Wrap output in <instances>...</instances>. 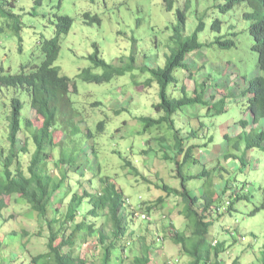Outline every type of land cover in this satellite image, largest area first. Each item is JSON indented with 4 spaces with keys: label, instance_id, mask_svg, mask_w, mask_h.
I'll use <instances>...</instances> for the list:
<instances>
[{
    "label": "rangeland",
    "instance_id": "rangeland-1",
    "mask_svg": "<svg viewBox=\"0 0 264 264\" xmlns=\"http://www.w3.org/2000/svg\"><path fill=\"white\" fill-rule=\"evenodd\" d=\"M184 5L188 6L185 11L184 35L193 32L199 19L205 21L206 29L199 36L201 47L185 57L184 62L188 70L174 71L179 84L178 87L171 88L170 93L180 97L183 95L179 90L180 86H185V94L192 96L194 88L197 87L201 100L200 103L185 106L174 114L175 126L181 129L182 135H188L194 129L199 131L200 137L191 142L200 145L208 142L207 146L200 148L202 156L199 154V157L209 167L217 166L218 160L220 165L226 166L228 172L221 170L218 181H227L229 188L236 190L239 197L235 210L225 212L221 209L209 214L208 238L211 243L214 240L223 242L224 248L227 249L218 259L212 253L210 263L214 264L219 260L221 264H231L235 258H239L242 264H263L264 208L257 212L252 210L264 202V150L261 147L245 150L244 167L241 169L237 168L239 161L235 158H223L228 150L238 157L241 154V147L245 146L243 140L238 141L237 148L231 146L239 140L237 135L242 136L244 131L258 132L264 129V118L256 124L248 122L246 129L235 123L236 120L245 118L250 121L249 114L245 111V97L241 92L247 87L251 76L259 73L257 52L251 49L248 33L250 22L243 17L245 11L252 10L251 6L240 3L224 10V0H172L170 9L165 7L164 0H14L13 11L22 23V28L19 34L9 27H4L0 32V66L16 72L23 61H39V43L53 35L58 16L69 15L72 18L73 24L60 41L59 54L54 64L68 77L70 83L76 86L77 92L71 93L76 117L84 118L93 134V138L88 139V144L93 145L96 159L90 153L81 155L76 161L77 170L69 172V179L64 185L66 188V185H69L71 189H75L77 183H80L76 189L78 193L83 187L92 191L91 183L85 180L82 173L86 172V177L94 179V169L99 163L102 175L111 177L127 197V210L140 213L142 207L146 206H142V202L149 201L148 203L152 204L159 195H164L160 194L156 183H167L176 188L179 185L173 177V161L156 156L153 150L147 155L142 154L148 144L152 145L156 132L152 130V133H142L140 118L158 116L153 106L159 102L158 86L156 83L151 86L144 84L148 74L138 70L101 84L85 82L79 73L87 67L101 72L100 68H94L87 59L94 50L93 44H96L100 56L110 63L117 64L120 59L126 60L134 53L138 66L151 63L153 66H162L165 54L173 47L170 36L175 21V10L177 6ZM84 15L96 16L99 22L90 23ZM216 18L221 21L220 31L210 30V24ZM3 22L0 18V25ZM233 32H236V36H232ZM226 33L228 37L235 39V47L226 49L206 44L213 40L214 36ZM11 94L5 87L0 88V141L5 147L2 155L6 154L9 146L4 139L7 132L5 117L9 111ZM223 96H227L224 107L226 111L213 115L215 110L211 108L209 115H206L208 109L204 105L205 99H210L212 103ZM20 98L24 102V114L28 101L24 94H20ZM94 102L99 104L93 105ZM26 114L33 119L38 118L31 108ZM101 121L104 122V127L102 132H99L97 125ZM201 122L204 123L203 128H200ZM226 133L227 138L224 137ZM62 136L59 131L55 132L56 139ZM23 140H26V153L20 152L24 147ZM33 148L29 138L19 136L15 151L19 152L24 168L29 163ZM124 158L130 160L139 171L137 177L124 168ZM2 159L3 156L0 157V167ZM49 170L52 175L59 174L55 162L50 163ZM64 192L65 188H62L60 197H63V204L60 211H65L71 197V190L68 194ZM244 196L245 199H242ZM176 200L175 197L169 196L163 207L157 205L154 210L156 214L150 221L138 219L137 214L129 220L128 229L137 230L138 234L136 242L131 239L126 245L125 252L128 257L124 255V264H134V255L142 257L144 246H148L151 238L154 240V249L150 250L148 264H187L189 258L178 252L179 245L165 238L163 229L169 225V221L179 230L186 229V220L180 214L181 205L177 204ZM224 207H228L227 204ZM88 208L87 203L82 206V213L77 221L81 220ZM128 218L131 219V216ZM88 220L94 221L96 227L105 225L102 224L104 217L101 216L89 217ZM58 225L56 223L54 227L57 228ZM104 229L109 230L108 235L111 236V223ZM20 232L25 234L21 237ZM188 233L189 230L186 235ZM139 235L145 236L143 242ZM46 236L47 228L40 217L35 218L29 205L21 200L13 201L10 207L2 211L0 218V240L4 245L0 246V264H29L30 255L46 251ZM163 237L165 239L161 247L156 238ZM144 241L146 244L143 246ZM138 244L139 247L136 248ZM119 250L114 249V254L117 252L118 257H121ZM75 253L87 257V264H99L102 248L97 238H93L88 245L80 247Z\"/></svg>",
    "mask_w": 264,
    "mask_h": 264
},
{
    "label": "trees",
    "instance_id": "trees-1",
    "mask_svg": "<svg viewBox=\"0 0 264 264\" xmlns=\"http://www.w3.org/2000/svg\"><path fill=\"white\" fill-rule=\"evenodd\" d=\"M164 1L165 7L170 9L172 0ZM240 3L252 7V10L244 12L243 17L250 22L248 33L251 38V49L257 52L259 71L251 76L247 87L241 92L245 97V111L248 112L250 121L245 118L236 120L235 123L246 129L248 122L256 124L264 118V0H224L223 8L227 10ZM185 5L177 6L175 10V21L170 36L173 47L170 48L168 54H165L162 66H153L152 63L138 66L134 53H131L126 60L120 59L117 64L110 63L100 56L96 44H93L94 50L87 56V59L94 68H100L101 72H95L93 68L87 67L79 73L83 81L101 84L109 82L114 77L138 70L140 73L148 74L144 84L151 86L156 83L158 86L159 102L153 105L158 116L140 118L142 133H152V130L156 132L152 138V145L148 144L142 154L147 155L153 150L156 152V156L173 161V177L179 182V185L176 188L167 183H156L160 194L164 195H159L152 204H149V201L142 202V206H146L142 207L140 213L127 210V197L111 177L102 175V167L99 163L94 169V179L86 177V172L82 173L85 180L87 179L91 183L92 191L83 187L82 191L78 193L76 189L80 183H77L75 189H71L69 185H66V188L64 185L69 179V172L77 170L76 161L81 155L90 153L96 159L93 145L88 144V139L93 138V134L84 118L77 119L76 117L71 98V93L77 92L76 86L70 83L68 77L62 74L59 67L54 64L59 54L60 41L73 24L72 18L69 15L58 16L53 35L39 43V61L36 62L33 59L23 61L19 64L16 72H11L0 66V88L5 87L6 90L12 92L9 99V111L5 117L7 132L4 140H7L9 144L5 155H2V151L5 152V147L1 145L0 141V157L3 156L0 167V218L2 211L10 207L13 201L21 200L29 205L35 218L40 217L43 225L47 228L46 251L30 255L29 264H87V257H82L75 252L80 247L88 245L93 238H97L102 248L99 264H116L117 258L118 264H124L125 258L128 257L125 252L126 245L131 239H135L136 242L138 234L137 230L128 229L129 220H132L137 214L138 219L150 221L156 214L155 207L157 205L163 207L169 196L175 197L177 204L181 205L180 214L186 220V229L179 230L172 221H169V225L163 228L165 229V238L180 246L178 252L189 258L186 261L187 264H211L212 253L218 259L220 254L227 250L224 248L223 242L214 240L211 243V239L208 238L210 228L208 217L212 211L235 210V204L239 200L237 191L231 190L227 181L222 183L220 180L218 181L221 170L228 172V169L226 166L220 165L219 160L217 166L212 167L202 161L199 157L200 148L207 146L208 142L206 141L203 145L192 143V140L200 137L199 131L194 129L190 132L189 130L190 134L182 135L181 129L175 126L173 119V115L183 107L198 104L201 100V96L197 93V87L194 88L192 96L185 94L187 90L185 86H180L179 90L183 93L180 97L170 93V89L174 86L178 87L179 84L174 76V71L188 70L184 62L185 57L201 47L202 42H200L199 36L206 29L205 21L199 19L193 32L184 35L185 11L188 8ZM13 7L14 0H0V18L4 20L0 25V32L4 27H9L19 34L22 23L17 19ZM84 18L90 23L92 21L99 22V18L96 16L84 15ZM211 29L220 31V19L216 18L211 22ZM232 36H236V32H233ZM206 44L226 49L236 46L235 39L228 37V33L216 35ZM20 94H24L28 101L24 114H22L24 102L20 98ZM226 97L223 96L212 103H210V99L208 101L205 99L204 105L208 109L205 114L209 115L211 108L215 110L213 115L226 111L224 108ZM98 104L99 102L93 103V105ZM30 108L35 111L38 118L33 119L27 116V110ZM200 124V128H203L204 123ZM103 127L104 122H99L98 131L102 132ZM56 131H59L63 136L56 139ZM226 135L227 133L224 134L225 138H227ZM19 136L29 138L34 146L26 168L20 162L19 152L15 151ZM237 137L239 140H236L231 146L237 148L238 141L243 140L245 146L241 147V154L238 157L228 150L223 158L225 160L235 158L239 161L237 168L241 169L244 167L245 150L254 147H261L264 150V129L258 132L244 131L242 136L237 135ZM23 146L20 152L26 153V140H23ZM196 148L197 150H195ZM87 159L90 160L88 155ZM123 160L124 168L137 177L140 173L136 167L127 158ZM51 162H55L59 172L56 176L50 173ZM62 188H65L64 194L71 190V197L65 211H60L63 204V197H60ZM262 189L264 190V179ZM86 203L89 204V208L81 220L77 221L78 216L82 213L80 209ZM226 204L228 207L223 208ZM261 208H264V202L256 205L252 212H257ZM100 216L104 217L102 224L105 225L96 227L94 221L88 220L89 217L98 218ZM129 216L131 219L128 218ZM56 223L59 224L57 228L54 227ZM108 223H111V236L108 235L109 230L105 231L104 229ZM188 230L189 233L186 235ZM20 234L22 237L25 233L20 232ZM128 235L130 238H127ZM139 236L143 242L145 236ZM165 238H156L161 243V247ZM0 242V246H4L1 240ZM153 242L154 240L151 238V242L147 243L146 247L144 241L142 257L130 254L133 256L134 264H148V255L150 250L154 249ZM137 247L139 244L136 245ZM117 248L120 249L118 253L120 252L121 257H118L117 252L114 254V249ZM131 252L129 251V253ZM214 264H221V262L217 260ZM231 264L242 263L239 258H235Z\"/></svg>",
    "mask_w": 264,
    "mask_h": 264
},
{
    "label": "built area",
    "instance_id": "built-area-1",
    "mask_svg": "<svg viewBox=\"0 0 264 264\" xmlns=\"http://www.w3.org/2000/svg\"><path fill=\"white\" fill-rule=\"evenodd\" d=\"M142 217H144V215H142Z\"/></svg>",
    "mask_w": 264,
    "mask_h": 264
}]
</instances>
